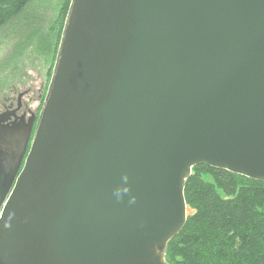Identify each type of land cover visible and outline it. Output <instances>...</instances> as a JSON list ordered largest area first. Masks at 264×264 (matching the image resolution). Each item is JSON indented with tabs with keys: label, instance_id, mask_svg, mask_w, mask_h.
I'll list each match as a JSON object with an SVG mask.
<instances>
[{
	"label": "water",
	"instance_id": "obj_1",
	"mask_svg": "<svg viewBox=\"0 0 264 264\" xmlns=\"http://www.w3.org/2000/svg\"><path fill=\"white\" fill-rule=\"evenodd\" d=\"M33 130L0 151V264H168L195 167L264 183V0H73Z\"/></svg>",
	"mask_w": 264,
	"mask_h": 264
},
{
	"label": "trees",
	"instance_id": "obj_2",
	"mask_svg": "<svg viewBox=\"0 0 264 264\" xmlns=\"http://www.w3.org/2000/svg\"><path fill=\"white\" fill-rule=\"evenodd\" d=\"M34 0H0V28L16 21ZM73 0L61 13L66 23ZM55 57L57 46L48 48ZM195 211L165 252L168 264H264V183L197 166L185 184Z\"/></svg>",
	"mask_w": 264,
	"mask_h": 264
},
{
	"label": "rangeland",
	"instance_id": "obj_3",
	"mask_svg": "<svg viewBox=\"0 0 264 264\" xmlns=\"http://www.w3.org/2000/svg\"><path fill=\"white\" fill-rule=\"evenodd\" d=\"M66 1L34 0L20 18L0 28V100L28 87L37 92L45 79L52 84L67 26L60 21ZM55 46L54 57L47 49ZM31 106L35 110L38 104ZM45 106L46 101L42 114ZM194 214L189 208L187 215Z\"/></svg>",
	"mask_w": 264,
	"mask_h": 264
},
{
	"label": "flooded vegetation",
	"instance_id": "obj_4",
	"mask_svg": "<svg viewBox=\"0 0 264 264\" xmlns=\"http://www.w3.org/2000/svg\"><path fill=\"white\" fill-rule=\"evenodd\" d=\"M50 87L51 82L49 83L45 79V81H42L37 92H33L31 87H28L18 94L14 93L12 96L10 95V97L0 100V151L12 155L14 153L13 145L11 142H5L7 140V133L12 129L20 130L25 128L30 121H33L34 125L31 139L32 144L36 130L41 122L42 111L40 109L45 104V101H47ZM31 103L38 104L35 110L32 109Z\"/></svg>",
	"mask_w": 264,
	"mask_h": 264
}]
</instances>
